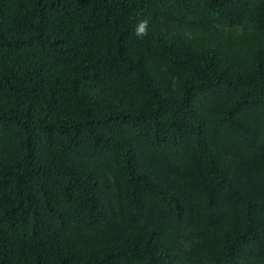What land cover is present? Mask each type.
<instances>
[{
	"label": "trees",
	"instance_id": "trees-1",
	"mask_svg": "<svg viewBox=\"0 0 264 264\" xmlns=\"http://www.w3.org/2000/svg\"><path fill=\"white\" fill-rule=\"evenodd\" d=\"M0 264H264V0H0Z\"/></svg>",
	"mask_w": 264,
	"mask_h": 264
},
{
	"label": "clouds",
	"instance_id": "clouds-1",
	"mask_svg": "<svg viewBox=\"0 0 264 264\" xmlns=\"http://www.w3.org/2000/svg\"><path fill=\"white\" fill-rule=\"evenodd\" d=\"M140 31H141V32H143V31H144V28H143V26L141 27Z\"/></svg>",
	"mask_w": 264,
	"mask_h": 264
}]
</instances>
